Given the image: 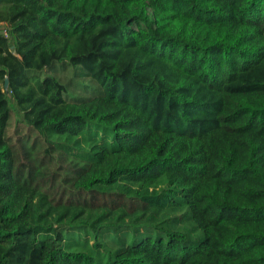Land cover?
Segmentation results:
<instances>
[{
    "label": "trees",
    "instance_id": "trees-1",
    "mask_svg": "<svg viewBox=\"0 0 264 264\" xmlns=\"http://www.w3.org/2000/svg\"><path fill=\"white\" fill-rule=\"evenodd\" d=\"M0 264H264V0H0Z\"/></svg>",
    "mask_w": 264,
    "mask_h": 264
},
{
    "label": "rangeland",
    "instance_id": "rangeland-1",
    "mask_svg": "<svg viewBox=\"0 0 264 264\" xmlns=\"http://www.w3.org/2000/svg\"><path fill=\"white\" fill-rule=\"evenodd\" d=\"M15 103H12L11 104V109L13 110L12 111V114H11V116H10V118H9V121H8V123H9V129H12L14 126H15V124H16V122H17V116L13 113L14 111H15ZM86 235V232H83L82 234H81V237H84ZM88 239L89 240H91L92 239V236H91V234H89L88 235ZM77 249V250H81V249H84V248H82V246H80V245H77L76 247H75V245H73L72 246V249Z\"/></svg>",
    "mask_w": 264,
    "mask_h": 264
},
{
    "label": "water",
    "instance_id": "water-1",
    "mask_svg": "<svg viewBox=\"0 0 264 264\" xmlns=\"http://www.w3.org/2000/svg\"><path fill=\"white\" fill-rule=\"evenodd\" d=\"M7 85H8V80H5V85H4V87L6 88Z\"/></svg>",
    "mask_w": 264,
    "mask_h": 264
},
{
    "label": "built area",
    "instance_id": "built-area-1",
    "mask_svg": "<svg viewBox=\"0 0 264 264\" xmlns=\"http://www.w3.org/2000/svg\"><path fill=\"white\" fill-rule=\"evenodd\" d=\"M5 36H6V33H5V31H4V33H3Z\"/></svg>",
    "mask_w": 264,
    "mask_h": 264
}]
</instances>
